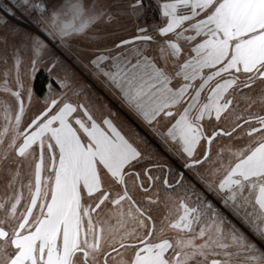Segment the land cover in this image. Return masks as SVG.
I'll list each match as a JSON object with an SVG mask.
<instances>
[{"label": "snow or ice", "instance_id": "obj_1", "mask_svg": "<svg viewBox=\"0 0 264 264\" xmlns=\"http://www.w3.org/2000/svg\"><path fill=\"white\" fill-rule=\"evenodd\" d=\"M14 8L5 11L18 23L0 17V63L12 61L0 91L15 100H0V165L7 188L21 178L17 159L31 173L0 201V264H264V0H16ZM65 52L78 64L87 58L86 72L148 126L154 143L66 99L65 89L78 96L90 85L65 65ZM22 53L29 76L45 58L49 73L64 67L54 78L59 93L50 77L27 121ZM250 92L237 114L233 93ZM229 114L234 127L206 129V119ZM218 136L244 142L219 150L231 159L209 178L198 169ZM157 183L175 200V216L159 228L143 206L159 201L149 195ZM165 222L173 236L162 235Z\"/></svg>", "mask_w": 264, "mask_h": 264}, {"label": "rangeland", "instance_id": "obj_2", "mask_svg": "<svg viewBox=\"0 0 264 264\" xmlns=\"http://www.w3.org/2000/svg\"><path fill=\"white\" fill-rule=\"evenodd\" d=\"M1 1V0H0ZM6 3L7 7H13L14 8V3L16 0H4ZM14 11H16V14L19 16L21 15L20 11L18 9L14 8ZM35 15V12L33 13ZM7 17L9 22L11 24L18 23L16 20H14L11 15H9L4 9L1 8L0 6V17ZM121 23L127 24V21H121ZM4 26L0 25V35L4 34ZM128 31H132V28L129 26ZM0 48H2V45H0ZM76 49L73 48V52H75ZM188 49L185 48V52H187ZM22 56L24 57V63L21 65L20 68V74H21V79L23 80L24 83V89L23 91V99L26 105V110H25V116L24 120L27 121L29 117L33 116L36 112V110L40 107V101L42 100L44 93L48 91V85L50 83V77L53 78L52 81V93L57 94L60 91V88L58 85L54 82V78L56 77H63L64 76V67H56L51 73L45 70L46 64H47V58H45V63L41 65H37L39 71L37 74L34 76H29L27 73L30 71V65L28 64V54L22 53ZM62 59L64 60L65 65H67L73 72L76 73L77 79L79 81H82L90 87L87 89L85 93H82L80 95H74L73 91L71 89H65L64 91L67 93L66 99L70 102H84L86 105L90 106L92 115L94 118L99 122L101 121L105 116H108L113 123H115L121 131L125 135L129 136H135V134H139L140 136L145 137L149 143H154L155 138L153 134L149 131V128L147 125L142 124L135 118H133L127 111H125L123 108H121L119 101L116 98V95L113 93L111 90H106L103 85L92 79L91 76L86 72V69L84 65L87 63V58L82 57L83 63H77L76 62V55H73L71 53L65 52L62 55ZM182 62V61H181ZM169 70L172 71V65L171 61H169ZM5 68H12V61L9 60L7 65H4L0 63V81L3 80V72ZM41 73L44 74V76L47 78V81L45 83V90L43 94H37L34 83L35 79L38 75ZM14 76H15V71H12V75L9 77L10 83H14ZM31 87L34 92L33 99L31 102H29L27 98V89ZM254 92L250 93H233L235 100L234 104L238 105L236 108L237 114L242 112L246 107V102H245V96L246 95H254ZM7 99L9 103L15 105V100L11 96H5V93L3 91H0V100ZM252 111H259V105L254 104L252 106ZM5 121L3 119H0V125H3ZM165 121H161V125H164ZM219 125L220 127L223 128H231L234 127L235 124L233 122V117L231 114H229L228 117L221 121H216L215 119L212 120H205V127L206 129L211 132V130ZM10 135V133H9ZM240 133L238 132L236 136H239ZM247 137H245V140ZM244 141L237 139L235 136L232 138H229L227 136H218L216 139H214L212 146H211V156L209 160L206 163H203L198 171L204 174L206 177H209V174L211 172V169L218 167L221 163L224 165V167H227L229 164V161L231 159L230 153L228 151H224L219 157L217 156V153L219 152L220 149L224 148L226 149L227 147L231 146L233 148L241 146ZM7 143V140L5 141V145ZM203 148L201 147L200 151H202ZM200 152L198 151L197 153V158H199ZM162 155H167L166 153L162 152ZM12 157H15V154H12ZM169 159H171L169 157ZM17 163L21 164V178L16 181V184L13 186V188H7L6 187V182L10 179L9 176H7L3 172V165H0V201L3 200V198L7 195H11L13 191H15L16 188H18L21 184L26 185L28 182V179L30 178V173H31V167L29 166L28 161H21V160H16ZM156 161H153L155 163ZM13 167H15V164H13ZM148 164L144 163L142 165H138L136 168V171H142L143 168H147ZM164 172H167V169L159 170V169H153L152 175L153 176H162ZM216 179L220 178V174H217L215 177ZM189 179H191V176L189 175ZM141 180L145 181V184L148 182L146 181V178L142 175ZM129 182V187L132 191V194L136 197V199L143 201L144 193H141L137 187L133 185L132 182V177L128 178ZM195 182V181H193ZM169 183H173V180L171 176L169 175ZM162 183H157L155 186L152 188V191L149 193L153 197V199L156 198V196H159V201L157 203H147L146 201L143 203V206L149 211V213L153 216L154 220L156 221L157 228L161 226V221L167 217L168 219H171L175 216V211H174V206H175V200H169L167 198V194L165 191L164 187H161ZM162 189V190H161ZM24 196H28V191L27 188H24ZM176 195H180V193H173V197ZM126 207V206H125ZM0 219H4V213L3 211H0ZM112 223H115V220L112 221ZM7 227H10L11 225L8 224L6 225ZM129 227L131 225L129 224ZM159 234V233H158ZM175 233L173 230H170L166 226L165 222V231L162 235L165 236H173ZM125 258L127 256L131 255V250H128L124 253Z\"/></svg>", "mask_w": 264, "mask_h": 264}, {"label": "trees", "instance_id": "obj_3", "mask_svg": "<svg viewBox=\"0 0 264 264\" xmlns=\"http://www.w3.org/2000/svg\"><path fill=\"white\" fill-rule=\"evenodd\" d=\"M47 81V78L44 76L43 73H41L40 75H38L35 79V83H34V87L36 90L37 94H43L44 90H45V83Z\"/></svg>", "mask_w": 264, "mask_h": 264}, {"label": "built area", "instance_id": "obj_4", "mask_svg": "<svg viewBox=\"0 0 264 264\" xmlns=\"http://www.w3.org/2000/svg\"><path fill=\"white\" fill-rule=\"evenodd\" d=\"M0 6H1V8L4 9V10L6 9L7 6H6V3H5L4 0H1V1H0Z\"/></svg>", "mask_w": 264, "mask_h": 264}, {"label": "flooded vegetation", "instance_id": "obj_5", "mask_svg": "<svg viewBox=\"0 0 264 264\" xmlns=\"http://www.w3.org/2000/svg\"><path fill=\"white\" fill-rule=\"evenodd\" d=\"M162 185V184H161ZM148 186V183L147 184H145V187H147ZM155 186V185H154ZM153 186V187H154ZM161 187H164L163 185L161 186ZM139 190V189H138ZM162 190V189H161ZM141 193H143L141 190H139Z\"/></svg>", "mask_w": 264, "mask_h": 264}]
</instances>
